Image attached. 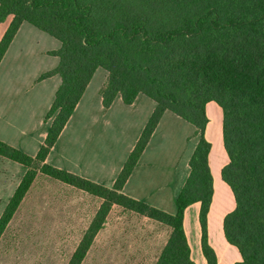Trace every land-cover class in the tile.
Masks as SVG:
<instances>
[{
	"label": "trees",
	"instance_id": "16d2710c",
	"mask_svg": "<svg viewBox=\"0 0 264 264\" xmlns=\"http://www.w3.org/2000/svg\"><path fill=\"white\" fill-rule=\"evenodd\" d=\"M8 16L0 58L18 26L28 23L58 42V48L48 52L57 64L41 78L57 74L59 84L44 115L49 123L35 155L0 142V156L23 166L41 163L46 174L102 198L68 264L79 263L110 204L169 227L153 264H194L182 217L195 202L202 256L206 264H216L206 237L212 182L203 129L209 101L221 112L227 162L220 179L233 200V208L222 217L223 237L239 254L234 264H264V0H0V22ZM96 68L106 72L100 90L104 108L115 96L130 104L142 94L154 103L110 188L44 163ZM164 111L191 124L198 137L188 174L174 198L173 214L120 192ZM26 185L21 180L9 198L0 215V231Z\"/></svg>",
	"mask_w": 264,
	"mask_h": 264
},
{
	"label": "crops",
	"instance_id": "0c3cea01",
	"mask_svg": "<svg viewBox=\"0 0 264 264\" xmlns=\"http://www.w3.org/2000/svg\"><path fill=\"white\" fill-rule=\"evenodd\" d=\"M9 21L7 17L0 22V38ZM58 46L55 39L22 22L0 58V142L30 157L45 137L49 120L44 121V115L59 84L57 74L41 78L56 66L57 58L48 52ZM99 69L92 73L44 163L110 188L154 103L142 94L136 95L130 104L115 96L104 108L100 90L106 72ZM204 113L203 137L209 143L207 165L212 182L206 214L207 243L216 264H234L239 254L224 239L221 226L223 215L233 208L230 190L220 179V169L227 162L221 140V112L209 101ZM184 122L169 111L162 112L120 189L122 194L174 213V198L188 174V160L198 139L195 128L187 122L183 126ZM165 138L167 145L162 144ZM176 138L184 142V154L183 150L176 152ZM198 208L199 203L195 202L184 209L182 228L190 260L206 264L200 249Z\"/></svg>",
	"mask_w": 264,
	"mask_h": 264
},
{
	"label": "rangeland",
	"instance_id": "374dc122",
	"mask_svg": "<svg viewBox=\"0 0 264 264\" xmlns=\"http://www.w3.org/2000/svg\"><path fill=\"white\" fill-rule=\"evenodd\" d=\"M176 146L184 154V142L176 138ZM46 172L41 163L23 166L0 156V215L20 181L27 183L0 231V264H68L102 203L92 190ZM168 234L166 225L110 204L78 264H153Z\"/></svg>",
	"mask_w": 264,
	"mask_h": 264
}]
</instances>
